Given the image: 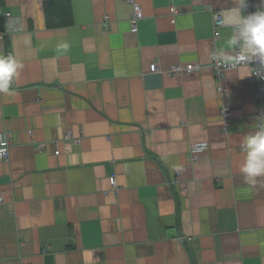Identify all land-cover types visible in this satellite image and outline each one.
<instances>
[{"label":"crops","instance_id":"0c3cea01","mask_svg":"<svg viewBox=\"0 0 264 264\" xmlns=\"http://www.w3.org/2000/svg\"><path fill=\"white\" fill-rule=\"evenodd\" d=\"M46 1L0 0V30L6 12L22 28L0 41L20 64L0 92V264H264V176L241 173L264 97L247 66L219 79L211 67L214 51L233 53L238 0H131L136 33L129 0L61 1L54 27ZM188 63L199 69L165 73ZM193 145L206 148L195 163Z\"/></svg>","mask_w":264,"mask_h":264},{"label":"clouds","instance_id":"9594fccd","mask_svg":"<svg viewBox=\"0 0 264 264\" xmlns=\"http://www.w3.org/2000/svg\"><path fill=\"white\" fill-rule=\"evenodd\" d=\"M244 7L246 0H238V6L227 12L230 18L228 22L233 29L226 42L227 47L237 51L231 54L223 50L214 51L213 56L230 67L257 61L264 69V10L244 16L241 14ZM19 67L20 64L12 56L0 57V92H9ZM253 74L259 76V72ZM260 120L264 121V118ZM242 151L245 154L241 167L243 179L246 183L255 184L257 177L264 176V122L257 125L253 134L245 136Z\"/></svg>","mask_w":264,"mask_h":264},{"label":"built area","instance_id":"2783aa9c","mask_svg":"<svg viewBox=\"0 0 264 264\" xmlns=\"http://www.w3.org/2000/svg\"><path fill=\"white\" fill-rule=\"evenodd\" d=\"M131 4V15L128 20L129 28L132 33L137 32V25L138 22L143 18V13L140 5L133 3L131 0H129ZM205 9H208V7H205ZM246 16L252 13L257 12L254 9V6L249 2V0H246ZM169 12V19L170 23L174 24L175 22V17L181 13L180 10L174 8V7H169L168 9ZM212 29H213V38L217 39L219 36V29L224 25V19L222 12L220 11H213L212 12ZM22 31V28L20 26L19 20L15 17H13L10 13L6 12L3 15V28L2 31H0V41L3 40L5 37L9 38L13 34H17ZM237 51V50H233ZM231 63V62H229ZM239 66H247L249 68V81L253 86V99L256 103L260 102L261 99L264 97V69L260 67L259 62L253 61L248 63H242V64H237L236 67H230L228 64L221 62L220 60L216 59L214 56L212 57V71L213 75L215 78H221L223 74L226 71L229 70H235ZM199 69V66L197 64H185L184 66L181 65H174L171 66L168 70L165 71L167 75H174L177 73H192L195 72ZM151 73L154 72H161L160 68L158 67L157 64L151 63L149 65V70ZM254 72H259V76L253 74ZM217 90L219 92H222L221 87H217ZM219 115H220V123H221V128L223 131L227 130L229 121L231 120V111L229 107L225 104H223L219 110ZM261 118H264V110L260 109L257 112V125L264 122L260 120ZM70 135H67V139H70ZM74 142H78L79 139H72ZM205 145H193L189 155L190 160L192 163H195L196 161V155L200 151L205 150ZM8 150H9V142L8 140L3 136L0 135V159L7 160L8 159ZM58 154V153H56ZM111 184L113 187H116V181L115 179H111Z\"/></svg>","mask_w":264,"mask_h":264},{"label":"trees","instance_id":"16d2710c","mask_svg":"<svg viewBox=\"0 0 264 264\" xmlns=\"http://www.w3.org/2000/svg\"><path fill=\"white\" fill-rule=\"evenodd\" d=\"M61 1L67 2L66 4H63V6L65 7V9L68 10L69 9V0H47L46 4L44 5L46 23L49 27L60 26V25H63L65 22V21H60L61 16H55V14H54V12L57 13L59 4H62ZM68 16H70V14L67 12L66 17H68ZM67 24H70V20L67 21ZM0 31H2V29ZM4 39H8V38L5 37Z\"/></svg>","mask_w":264,"mask_h":264}]
</instances>
